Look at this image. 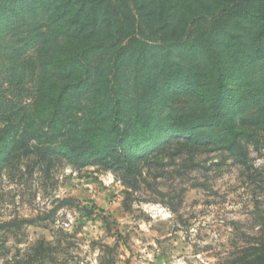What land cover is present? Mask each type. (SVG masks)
I'll list each match as a JSON object with an SVG mask.
<instances>
[{
  "label": "trees",
  "instance_id": "obj_1",
  "mask_svg": "<svg viewBox=\"0 0 264 264\" xmlns=\"http://www.w3.org/2000/svg\"><path fill=\"white\" fill-rule=\"evenodd\" d=\"M27 23L26 43L42 40L54 94L47 128L30 117L21 128L33 132L37 143L26 149L40 159L92 161L131 189L139 161L173 142L178 150L213 146L245 162L254 132L236 116L251 103L264 106V71L257 75L264 0H0V48L15 24ZM184 94V105L172 108ZM15 128L0 129V173L27 143ZM251 248L227 264H264V238ZM54 250L38 241L24 264H43Z\"/></svg>",
  "mask_w": 264,
  "mask_h": 264
},
{
  "label": "rangeland",
  "instance_id": "obj_2",
  "mask_svg": "<svg viewBox=\"0 0 264 264\" xmlns=\"http://www.w3.org/2000/svg\"><path fill=\"white\" fill-rule=\"evenodd\" d=\"M30 28L15 24L0 48V129L14 124L13 136L27 142L0 173V264H24L38 241L55 247L43 264H227L247 257L264 238V106L251 103L236 116L254 132L245 162L213 146L178 150L173 142L139 161L132 189L92 161L40 159L26 149L37 143L33 132L21 131L28 117L47 128L54 94L42 40L26 43Z\"/></svg>",
  "mask_w": 264,
  "mask_h": 264
}]
</instances>
